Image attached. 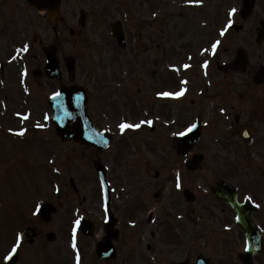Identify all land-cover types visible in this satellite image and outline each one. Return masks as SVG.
Returning <instances> with one entry per match:
<instances>
[{"label":"rangeland","instance_id":"1","mask_svg":"<svg viewBox=\"0 0 264 264\" xmlns=\"http://www.w3.org/2000/svg\"><path fill=\"white\" fill-rule=\"evenodd\" d=\"M69 2L74 5V9L76 8L77 11L80 6L84 9L88 6L92 7V22H89L85 28L82 41L76 35L71 36L69 26L63 28L62 24L59 27V37H55L57 35L54 36L52 25L46 21L44 16H40L36 31L45 43H55L58 46L57 53L61 59L60 64L63 63L62 59L67 55L75 57L77 81H84L86 77L90 78L91 76L93 79L91 85H96L94 89L92 85L91 95L94 97L90 101L95 123L99 124L100 127L110 128L114 135L112 148L108 154L111 160L114 159L117 162L119 167L118 169L115 167L113 174L119 175L121 182L126 184L128 182L126 179L129 176L133 177L136 173L133 181L135 183L138 181L141 184L136 193H132L133 200L130 201L132 207L138 204L135 223L127 219L132 220L134 214L130 215L129 211L126 210L125 212V207H122L121 214L123 215L121 216L122 222H120L122 236L117 240L118 257L112 264H148L150 258L154 259L150 262L151 264H171L180 256L193 255L194 251L188 250L184 246V242L188 239L184 240L182 244L181 239L178 238L184 225L187 231L190 228L188 233L191 236V233H203L204 224L207 222V212L208 214L214 212V215L212 214L214 216L212 217L213 222L217 221L219 226L226 221L229 222L227 216L221 212L220 206L210 196L211 187L215 186L218 179L224 178L233 182L238 181L241 184L245 183L244 177L248 176L249 172L246 171L247 173L244 172L243 175L238 172L240 167L237 165H241L243 160H238L237 164V159H240L241 155L253 156L250 154H254L264 159V111L260 112L254 107L262 93H253L247 86L249 77L240 72L230 74L227 77L228 80L227 78L221 80L220 77L222 76H220L221 74L215 65L216 60H231L236 49L241 46L246 47L249 54V73L256 70L259 65L264 64V42L258 45L255 43L260 21L264 20V0H258L256 9L248 20H243L239 16L241 0H77L76 2L71 0ZM68 7L70 10L69 4ZM233 8L236 9V12L230 15V10ZM117 20L122 22L125 29L127 37L125 49H120L111 36V25ZM229 20L232 23L243 24L244 27L235 32L231 26L228 32L221 36L220 32ZM215 39H221L222 44L218 52L213 54L211 53V45ZM226 49L229 51L226 52ZM7 52H11L10 46L9 50L3 47L0 55L5 56ZM206 61L208 63L205 68ZM35 65L43 69L42 56L41 62L39 63L37 59ZM185 65H189V67L185 68ZM172 71L181 72L180 83L179 78L176 79L177 75L174 77ZM155 76L156 78H154ZM217 76L219 77L218 80L223 81L222 84L225 81L233 83L226 92L222 90L221 95L219 94L221 83L211 85L212 87L208 88L209 81L216 82ZM151 80L152 82H159L155 90L151 89L152 91L163 87L172 92L182 88L186 89L182 99H170L168 104L163 100L161 101L156 113L165 114L167 117L162 118L158 115L157 119L160 120L158 129L153 132L147 123L151 118L146 115V104L144 101H138L147 96L146 92L150 90L151 84L155 85V83L150 84ZM182 81H187V83L184 84ZM42 83L40 97L49 93L50 86L51 89L55 86L51 80L42 79ZM101 90L104 91L101 92ZM200 90H204L206 96H209L210 93L219 96L211 97L212 99L209 98L210 101L201 103V107H204L203 113H201V121L206 123L207 129L205 131L208 135L202 144V149L207 157L199 172L192 176L183 175V178L179 176L181 185L186 182L199 189L195 190L200 191L201 202L198 211L195 210V215L189 212L190 219H187L185 224L177 221L166 223L164 212L160 221L155 222L157 224L151 229L156 232L152 239L147 236L148 213L156 203V193L162 191L163 185L168 183L169 190L167 191L173 196L179 192V188L176 187V179L172 177L171 172L181 168L182 154L185 158L190 152V148L184 147L179 153L176 150V145H174L177 140L174 135L195 122V113H193L195 107L191 100L196 99L198 101ZM43 100L44 96L41 98L40 106L42 113L35 115L40 119L41 126L44 125V115L49 113L47 105H42L44 104ZM181 100H183L182 105L175 104ZM225 103L229 106L225 107L226 113L222 114L220 109L216 112L218 104L219 107H223L222 104ZM260 103L264 105V101L261 99ZM182 107L183 110H181ZM232 111L240 112L243 120L252 116L253 123L257 124L255 126L259 129L262 128L261 130L258 129V142L254 149L244 150L242 145L235 138H232L225 128V119L233 118ZM167 112L168 115H166ZM176 115L179 122L183 123L172 124L173 119L177 118ZM167 120L168 124H172V126L163 123ZM141 121L144 123L139 128H129L124 132H121L119 128L122 122L136 124L141 123ZM217 122L221 124L219 125ZM169 134L170 136H168ZM41 140L19 142L21 143L20 149H23L25 145L26 150L27 148L30 149L31 154L39 153V155L51 156V150L43 153ZM207 141L210 145L209 148ZM3 147L4 145L0 141V155L3 153ZM92 148L76 143L67 145L65 148L58 146L56 150L59 149L61 152L55 151L56 163L63 156L72 161L62 168V164L57 163V167L64 173L76 177V179L82 178L84 174L93 176L95 171L92 159L95 152ZM26 150L24 149L25 155L23 157L24 172L33 173L35 168L28 165L27 161L34 157H28ZM116 150L117 152L112 154ZM103 155L105 154L103 153ZM34 161L37 162L38 159L34 158ZM173 163L174 168L170 167ZM251 164L256 166L252 162ZM157 169L160 170V177L158 178L155 177ZM258 171L261 173L259 169ZM38 172L40 175L43 174L41 176L43 179L45 177L44 171ZM28 176L35 178L33 174H28L25 177ZM93 181L95 180L93 179ZM5 188L4 186L3 190ZM16 188L18 189V187ZM20 190H24V199H26V192L27 198H30L25 179ZM17 194L18 192L15 191L13 196ZM173 196L169 195L168 197L167 192H164L162 199H166L165 208L177 206L179 202ZM128 197L129 194H124V199ZM59 202L60 211L57 213L53 225L48 227V229H54L56 226L54 229L57 233L56 239L50 244L39 245L40 247L37 245L39 251L33 255L27 256L29 250L26 249L24 260L35 255L37 258L35 261L33 260V264H55V260L49 256L53 254L57 264H75L72 257L76 253V247L71 252L73 239L69 236L68 231L70 232L72 221L76 218L71 216L72 210L67 200L61 199ZM148 203H151L150 208ZM177 213L183 212L177 211ZM196 216L201 218V225L196 224L199 222V220H195ZM191 229L193 230L191 231ZM96 230L97 233L102 232L101 228ZM235 234L237 233L229 234L228 232V234L223 235L215 229H211L209 235L218 250V264H227L229 248L232 243L235 245L237 241ZM76 241L78 245V239ZM150 241L152 245L149 248ZM89 242H91L90 239L86 241L81 239L82 244L87 245ZM173 242L177 243L170 246L165 245V243ZM221 249H223L222 252ZM90 262H92L91 264H98L95 263L96 261H91L90 258L83 260V264H90Z\"/></svg>","mask_w":264,"mask_h":264},{"label":"flooded vegetation","instance_id":"2","mask_svg":"<svg viewBox=\"0 0 264 264\" xmlns=\"http://www.w3.org/2000/svg\"><path fill=\"white\" fill-rule=\"evenodd\" d=\"M64 1L67 2L68 0H64ZM24 6H26L25 0H0V38L9 37V32H8L9 20L7 16V11H9L10 13H14L16 10L18 12L23 11ZM29 9L32 12H34V10L31 9L30 7ZM28 21H32V19H28ZM34 21L36 20L34 19ZM7 62H8L7 57L3 58L2 56H0V101H3V100L9 101V100L17 99L16 101H13V103L18 104L19 102H22L25 100L24 97H25L27 88H29L30 90H33V85L28 84V83L25 85L24 82H21L20 78L18 79V76H20V74H18L16 70H13L14 64L9 66ZM3 86H5L6 89H4ZM106 161L109 162V160H106ZM17 167L12 164L11 166H7L5 170L0 171V179L2 177H5V178L9 177V180L7 181L2 182L0 180V200L2 196L4 195L3 187L5 186L6 187L5 189H7L9 187V182L14 183L15 178L18 176L19 172H18ZM109 182L111 186L110 210L112 213L119 212L120 206L119 204H117L116 199L114 198V194H115L114 188L117 186V183L111 182V181ZM90 183L91 182L89 180L87 181V177L84 176L82 187L87 189ZM261 184L259 185L260 190L258 191L260 192L257 193L258 195L257 199L260 200L259 203L262 205V207L261 208L257 207L256 218L264 230V194L262 193L264 192V189L262 187L264 186V182L262 181ZM52 187H53V191H51ZM45 189L46 190H44L42 193L35 192V194L37 195L43 194L44 197L46 198V201L52 202L53 200L52 198L56 197V191H55V185L51 184V180L47 181V184H45ZM88 194L90 195V198L88 200H87V196L85 194L83 195L82 203L85 204L84 209L87 212H94V211L98 212L100 210V207L98 206V204L101 201V191L99 190V185L96 184L91 189V191H88ZM158 194L160 195V193ZM19 197L20 199L22 197V192L20 191H19ZM241 199L246 200L243 198ZM193 203L198 204L197 197ZM220 203L223 204L227 208L228 211L231 210L225 202L221 201ZM27 216L28 218L26 221L24 212L21 209H18L15 217L12 214L10 216H6L3 221L0 219V264L6 263V260L4 259V257L7 256L11 252V247L17 245L15 243L17 239V235L15 234L20 233V231H22L25 226L30 225L34 227L37 231V238L42 237L43 242L45 244L47 243L46 235L52 229V228H49V229L47 228L53 224L54 218L48 221L44 220L41 217L40 212H38V210L36 209V207L30 208L28 210ZM210 218H212V216ZM92 221L95 224V220L92 219ZM29 245L30 244L19 243V246L16 248L18 252V256H17L18 259H17L16 264H26L24 260V251H25V248H27V246ZM257 264H264L262 257L258 258Z\"/></svg>","mask_w":264,"mask_h":264},{"label":"snow or ice","instance_id":"3","mask_svg":"<svg viewBox=\"0 0 264 264\" xmlns=\"http://www.w3.org/2000/svg\"><path fill=\"white\" fill-rule=\"evenodd\" d=\"M235 12H236V9L233 8V9L230 10V13L229 14L232 15ZM154 15H155V13H154ZM231 25H232V21L229 20L228 21V27H231ZM228 27H226V28H224V29L221 30V32H220V35L221 36H223L225 34V32L228 30ZM219 43H220V41L217 40L215 43H213L211 45V48H212L213 52H215V50L217 48V45H219ZM21 51H25V52L28 51V46L25 45L23 47V49H21ZM207 63L208 62L206 61L205 62V65H204L205 68L207 67ZM184 67L187 68V67H189V65H185ZM182 83L186 84L187 81H182ZM184 92H185V89L182 88L180 91H175V92H172V91H164V92H161V93H157V95L163 96V97L179 98L180 96H182L184 94ZM58 96H60V93L59 92L54 93V97H58ZM17 115H19V113ZM24 118L27 119L28 117L25 116ZM142 123H144V121H141V123H136V124H132V123H128V122H122V123H120L119 128H120L121 132H124V130L129 129V128H139ZM147 123L148 124H151L152 121L149 120V121H147ZM37 126L39 127L40 125H37ZM196 126H197L196 124L190 125L187 128V131L188 132H191L194 128H196ZM185 134H186L185 132L176 133V135H180V136H184ZM19 135L23 136L24 135V131L23 130L20 131ZM176 187L177 188H180L181 187L179 174H177V177H176ZM247 199L251 200V197L249 196V197H247ZM75 224L77 226H79L80 225V220H76L75 221ZM75 233H76V228H73V245H72L73 248L76 247V243H75V239H76ZM18 246H19V243L17 242V245L13 247L12 251L7 256H5L4 259L5 260H10L12 258L13 253L16 252V248ZM77 260H79V257H77Z\"/></svg>","mask_w":264,"mask_h":264},{"label":"water","instance_id":"4","mask_svg":"<svg viewBox=\"0 0 264 264\" xmlns=\"http://www.w3.org/2000/svg\"><path fill=\"white\" fill-rule=\"evenodd\" d=\"M50 2L54 3L53 6H51ZM254 3H255V0H243V11H242V16L243 17H248L252 10H253V6H254ZM57 4H58V0H37V6L39 8H47L49 10V12L51 13V11H56L57 9ZM237 29H239L240 27H236ZM118 38H119V41L122 45H124V34L122 33V31H118ZM264 38V24H263V28L260 30L259 32V35H258V41H260L261 39ZM51 57L53 60L54 59V53L51 52L50 53ZM246 62V58H245V53H244V50H239V54H238V57L237 59L231 63L229 66L230 67H237V66H240V68H244V67H241L242 65H244ZM264 78V69H262L259 73V76L256 77L257 80H262ZM80 121L81 119H77V127L80 129V131L83 132V127H82V121H81V124H80ZM80 132L79 134H69L68 136H73L75 139H79V140H83V137L81 136V133Z\"/></svg>","mask_w":264,"mask_h":264}]
</instances>
